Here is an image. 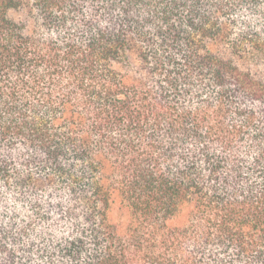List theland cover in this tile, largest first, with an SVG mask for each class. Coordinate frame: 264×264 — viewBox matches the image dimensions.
Listing matches in <instances>:
<instances>
[{
	"label": "trees",
	"instance_id": "trees-1",
	"mask_svg": "<svg viewBox=\"0 0 264 264\" xmlns=\"http://www.w3.org/2000/svg\"><path fill=\"white\" fill-rule=\"evenodd\" d=\"M0 264H264V0H0Z\"/></svg>",
	"mask_w": 264,
	"mask_h": 264
}]
</instances>
